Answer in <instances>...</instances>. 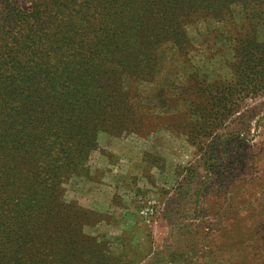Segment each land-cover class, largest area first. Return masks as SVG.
<instances>
[{
  "label": "rangeland",
  "instance_id": "obj_1",
  "mask_svg": "<svg viewBox=\"0 0 264 264\" xmlns=\"http://www.w3.org/2000/svg\"><path fill=\"white\" fill-rule=\"evenodd\" d=\"M39 1L0 0L3 31L14 12H44ZM111 26L83 51L99 75L94 95L114 110L93 106L77 118L82 169L59 191L72 211L49 244L53 256L45 254V224L35 225L29 258L57 262L86 251L87 264H240L238 243L251 247L264 235V93L237 104L231 39H194L184 55L171 43L154 51L127 43L122 26ZM211 95L208 119L201 97ZM77 261L60 263L86 264Z\"/></svg>",
  "mask_w": 264,
  "mask_h": 264
},
{
  "label": "trees",
  "instance_id": "obj_2",
  "mask_svg": "<svg viewBox=\"0 0 264 264\" xmlns=\"http://www.w3.org/2000/svg\"><path fill=\"white\" fill-rule=\"evenodd\" d=\"M42 6L44 12H14L8 32L0 26V264H87L86 251L79 258L72 252L57 262L36 261L27 248L40 222L46 226L45 254H56L49 244L72 211L59 191L67 175L82 169L86 147L85 136L75 131L77 118L93 113V106L114 110L94 95L99 75L88 71L87 41L108 38L112 23L122 26L127 43L152 51L171 43L187 55L194 39H231L227 68L238 104L264 93V0H40ZM213 95L201 97L207 102L200 111L208 119ZM32 213H39L33 221ZM243 246L250 248L249 258ZM237 254L240 264H264V235L251 247L238 243Z\"/></svg>",
  "mask_w": 264,
  "mask_h": 264
}]
</instances>
